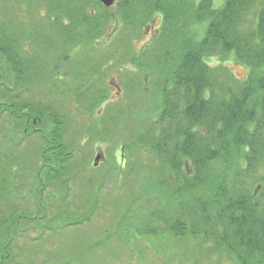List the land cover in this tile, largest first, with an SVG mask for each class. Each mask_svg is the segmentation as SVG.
<instances>
[{
  "label": "trees",
  "instance_id": "1",
  "mask_svg": "<svg viewBox=\"0 0 264 264\" xmlns=\"http://www.w3.org/2000/svg\"><path fill=\"white\" fill-rule=\"evenodd\" d=\"M39 1L45 0H0V4L9 2L30 12ZM64 1L56 0L53 5ZM79 2L87 16L92 15L87 5L100 12L92 22L82 15L78 23L65 28L71 39L69 28L80 26L76 30L82 33L75 42L82 41L83 46L91 34L93 43L104 35L111 20L139 30L154 15H161L152 45L129 57L138 64L142 60L139 68L152 74L154 83L145 95L156 96L153 109L157 112L151 118L142 110V135L134 134L131 143L148 153L151 166L147 167L152 176H158L157 184L169 192L163 190L164 200L157 201L148 218L163 222L160 232L176 237L209 236L217 249L233 255L239 264H264V0H120L111 13L99 0ZM77 8H72L73 16ZM3 21L1 111H7L24 134L35 132L44 141L38 172L45 180L56 178L66 173L62 169L67 154L61 145L65 115L48 100L33 103L23 96V89L40 79L38 84L47 82L45 77L57 71L48 80L50 88L65 83L72 92L66 98L80 103L88 113L98 108L99 101H108L107 91H97L90 74L77 71L73 62L54 65L57 59L51 53L65 44L67 35H60L58 46L43 57L50 63L48 72L40 56H32L31 48L11 44L12 33L6 28L7 20ZM194 23L202 24L200 37H194L196 32L193 37L190 34ZM212 55L222 60L223 55H231L235 63L247 67L246 77L236 78L221 59L222 63L209 64ZM63 69L68 71L65 81L58 74ZM6 74L10 85L4 83ZM45 180L39 181L42 186ZM60 212L57 216L64 217Z\"/></svg>",
  "mask_w": 264,
  "mask_h": 264
},
{
  "label": "rangeland",
  "instance_id": "2",
  "mask_svg": "<svg viewBox=\"0 0 264 264\" xmlns=\"http://www.w3.org/2000/svg\"><path fill=\"white\" fill-rule=\"evenodd\" d=\"M55 1H39L30 12L3 2L0 23L7 20L11 44L31 48L32 56H40L48 72L50 63L43 57L58 46L60 35H67L65 44L51 53L57 59L54 65L73 62L77 71L90 74L89 81L97 91H107L108 101H99L93 113L84 111L80 103L66 98L72 92L65 83L50 88L48 80L57 72L53 70L45 77L47 82L38 84L40 79L35 86L23 89V96L33 103L48 100L65 115L61 145L62 153L67 154L62 169L66 173L47 181L38 172L44 141L35 132L24 134L0 108V264H239L233 255L217 249L209 236L176 237L160 232L163 222L148 218L157 201L164 200L166 189L157 184L158 176H152L148 153L131 142L134 134L142 135V110L144 116L157 115L153 109L156 96L145 95L154 79L139 68L142 60L138 64L129 57L152 45L161 15H154L139 30L111 20L104 35L93 43L91 34L88 45L83 46L82 41L75 42L82 33L76 30L80 26L69 28L71 39L65 28L78 23L82 15L92 22L99 11L87 5L86 11L93 17L87 16L79 0H66L59 6L53 5ZM119 2L109 7L110 13ZM73 7H78L75 16ZM28 25L27 30L22 29ZM201 29L202 24L194 23L190 34L193 37L196 32L194 37H200ZM223 57L212 55L208 63L216 65L221 59L236 78L246 77V66L235 63L231 55ZM150 66L155 69L153 62ZM67 72L58 73L63 81ZM8 76H3L4 83L10 85ZM80 98L82 101L84 96ZM40 180H45V185ZM38 195L41 201L37 202ZM60 210L64 217L57 216Z\"/></svg>",
  "mask_w": 264,
  "mask_h": 264
},
{
  "label": "water",
  "instance_id": "3",
  "mask_svg": "<svg viewBox=\"0 0 264 264\" xmlns=\"http://www.w3.org/2000/svg\"><path fill=\"white\" fill-rule=\"evenodd\" d=\"M105 7H110L114 4V2L116 0H99ZM99 159V155L97 154L95 157V163H93L94 165H97L96 163L98 162Z\"/></svg>",
  "mask_w": 264,
  "mask_h": 264
}]
</instances>
